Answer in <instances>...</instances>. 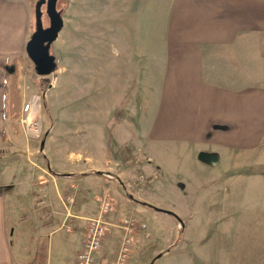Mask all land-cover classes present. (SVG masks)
I'll return each instance as SVG.
<instances>
[{
    "label": "rangeland",
    "instance_id": "374dc122",
    "mask_svg": "<svg viewBox=\"0 0 264 264\" xmlns=\"http://www.w3.org/2000/svg\"><path fill=\"white\" fill-rule=\"evenodd\" d=\"M7 1L6 10L12 13L16 12V7L25 12L28 9L26 32L29 40L34 32L36 0ZM56 10L61 15L63 27L49 50L55 58V70L40 77L26 56L25 63L20 62L17 78L20 109L29 97L40 98L36 113L40 123L39 137L27 135L17 118L11 127L29 149L11 154L8 145L0 144V192L13 202L10 235L13 236L14 231L17 237L23 234L28 244L34 246L36 243L39 248L45 245L44 235L53 229L57 218L62 221L68 212L78 213L85 201L89 203L85 213L90 214V219L96 218L99 199L106 195L112 202L111 211L103 218L107 232L101 253L106 263L114 259L123 240L122 221L131 219L134 233L126 264H149L159 254L162 256L154 264H264V137L253 150L237 151L229 157L218 156L217 165L203 162V169L199 165L190 166L188 175L180 168L179 174H173L176 163L157 147L147 154L138 144L111 146L105 171L97 177L119 185L124 204L98 190L93 191L88 200L81 186L76 190L65 186L60 192L62 198H56L55 192L49 190L57 181L53 177L62 175L54 176L47 170L48 162L39 148L44 138L52 146H59L69 134L75 135L78 131V140L93 149L102 140L101 130L111 131L116 124L126 129L128 121H137L146 100L139 81L131 79L123 70L124 55L119 56V41L132 37L130 26L132 21L134 24L138 21L135 13L121 15L120 21L124 19L125 23L119 22V0H57ZM3 12L0 9V32L5 27L3 21L13 17V14L3 16ZM42 25L44 28L49 25L44 6ZM246 51L247 55L252 51L249 61L261 76L264 51L258 52L255 46ZM117 52L119 78L114 66ZM14 60L21 59L11 58L4 66L5 73L12 71ZM110 66L113 67L111 71ZM105 67L109 68L107 72ZM148 155L162 170L172 168V173L159 172ZM10 166H15L16 170L11 183L14 184L3 186V174ZM27 185L28 192L19 188ZM140 203L173 213L178 211L184 215L178 216L181 224L173 216ZM130 206L140 212L131 211ZM24 218L26 221L20 223ZM69 225L85 234L88 221Z\"/></svg>",
    "mask_w": 264,
    "mask_h": 264
},
{
    "label": "crops",
    "instance_id": "0c3cea01",
    "mask_svg": "<svg viewBox=\"0 0 264 264\" xmlns=\"http://www.w3.org/2000/svg\"><path fill=\"white\" fill-rule=\"evenodd\" d=\"M16 8L12 13L6 10L8 1L0 0L2 15L13 14L3 21L5 27L0 32V144L8 145L11 154L29 149L14 133L11 121L2 116L4 66L17 56L21 59L17 62L20 74V62L24 64L27 56L29 11ZM119 10L122 24L121 15L138 16L136 24L128 22L132 37L119 41V56L124 55L123 70L139 81L146 100L137 121H128L126 129L116 124L111 131L101 130L102 140L93 149L78 140V131L61 140L59 146L43 139L47 170L54 176L62 175L53 177L57 181L49 189L56 198H62L60 192L69 186L82 188L88 200L98 190L124 204L119 185L97 177L105 171L111 146L119 147V143L138 144L146 153L157 147L176 163L173 174H179L180 168L188 175L190 166L204 168L205 163L199 160L202 153L229 157L237 151L253 150L263 140L264 73L260 76L253 70L249 61L253 54L250 51L247 55L246 48L255 46L258 52L264 51V0H119ZM119 56L117 52L114 65L118 78ZM108 69L105 67V72ZM135 90H139L137 84ZM155 165L159 172L172 173V168L162 170ZM13 167L5 170L3 186L12 183ZM19 188L28 192L29 186ZM12 204V199L0 192V264H29L38 246L28 244L23 234L17 237L16 231L10 235ZM88 206L86 201L81 203L78 213L68 212L62 221L55 220L52 230L45 235L42 232L46 238L45 264H74L84 231H75L69 224L87 222L91 217L85 213ZM130 209L140 212L134 206ZM173 214L178 221V216H184L178 211Z\"/></svg>",
    "mask_w": 264,
    "mask_h": 264
},
{
    "label": "built area",
    "instance_id": "2783aa9c",
    "mask_svg": "<svg viewBox=\"0 0 264 264\" xmlns=\"http://www.w3.org/2000/svg\"><path fill=\"white\" fill-rule=\"evenodd\" d=\"M40 107V98L31 96L22 105L18 117V125L24 132L32 138H38L40 132V123L36 113ZM112 209V202L106 195L99 199V211L96 218L89 219L88 225L82 241L80 251L75 257L74 264H126L134 233L133 221L124 219L122 242L113 260L106 263L105 257L101 253L102 245L106 238V226L103 220L104 216Z\"/></svg>",
    "mask_w": 264,
    "mask_h": 264
},
{
    "label": "water",
    "instance_id": "95a60500",
    "mask_svg": "<svg viewBox=\"0 0 264 264\" xmlns=\"http://www.w3.org/2000/svg\"><path fill=\"white\" fill-rule=\"evenodd\" d=\"M57 0H36L34 5V32L27 41L25 52L33 64L36 75L40 77L48 76L56 67L55 58L50 54L51 44L57 39L59 32L63 27L61 15L56 10ZM45 7V14L48 17L49 25L44 28L42 25V7ZM44 141L40 143L42 151ZM199 160L208 165H217L219 157L216 154L199 155ZM131 199V197H130ZM155 211L177 218L172 212L156 207H151ZM181 224V221H179ZM162 254L157 255L149 264H154Z\"/></svg>",
    "mask_w": 264,
    "mask_h": 264
},
{
    "label": "trees",
    "instance_id": "16d2710c",
    "mask_svg": "<svg viewBox=\"0 0 264 264\" xmlns=\"http://www.w3.org/2000/svg\"><path fill=\"white\" fill-rule=\"evenodd\" d=\"M17 60L13 61L14 67L9 73H5L3 82V100H2V116L5 120H10L12 124L18 118L21 106V94L17 86L18 68ZM139 203V202H137ZM146 205L145 203H140ZM150 207V206H148ZM46 261V246L42 245L37 249V252L29 264H45Z\"/></svg>",
    "mask_w": 264,
    "mask_h": 264
}]
</instances>
